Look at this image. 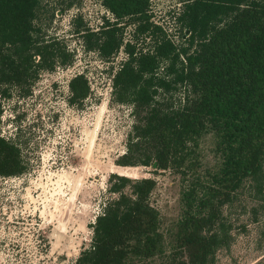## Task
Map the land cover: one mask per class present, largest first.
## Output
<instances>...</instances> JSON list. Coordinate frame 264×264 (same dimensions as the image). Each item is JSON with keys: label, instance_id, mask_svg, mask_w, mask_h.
<instances>
[{"label": "trees", "instance_id": "obj_1", "mask_svg": "<svg viewBox=\"0 0 264 264\" xmlns=\"http://www.w3.org/2000/svg\"><path fill=\"white\" fill-rule=\"evenodd\" d=\"M103 4L116 22L96 40L86 37L103 58L123 47L126 60L113 77V96L133 117L115 165L173 171L185 179L169 264H215L216 252L231 244L223 208L245 187L264 200V0H186L177 20L187 39L179 47L150 22L149 0ZM38 5L39 0H0L1 96L34 83L40 70L67 62L58 43L40 39ZM124 19L135 26L133 40L150 39L152 50L124 42ZM69 89V102L77 106L90 92L84 75L72 78ZM1 116L0 104V123ZM207 138L218 163L203 173L200 151ZM24 171L19 147L0 136V177ZM155 186L153 179L111 174L110 197L90 225L91 244L76 264L163 261L161 218L150 203Z\"/></svg>", "mask_w": 264, "mask_h": 264}, {"label": "rangeland", "instance_id": "obj_2", "mask_svg": "<svg viewBox=\"0 0 264 264\" xmlns=\"http://www.w3.org/2000/svg\"><path fill=\"white\" fill-rule=\"evenodd\" d=\"M185 2L149 0L150 22L178 47L187 39L177 20ZM36 12L40 39L58 43L67 62L40 70L34 83L11 88L9 97L0 94V136L19 147L25 165L19 176L0 177V264H76L91 244L90 225L110 197L111 174L155 180L150 203L160 214L165 258L154 264H169L188 183L173 171L115 165L133 125L130 107L115 101L112 88L126 54L122 47L103 58L86 36L96 40L116 19L103 0H39ZM120 23L125 43L138 41V51L152 50L150 39L133 40L129 20ZM76 75H84L90 88L81 106L69 102ZM213 143H202L203 173L218 163ZM222 212L231 244L216 252L215 264H264V200L245 187Z\"/></svg>", "mask_w": 264, "mask_h": 264}]
</instances>
